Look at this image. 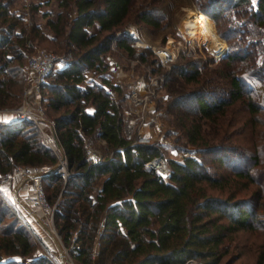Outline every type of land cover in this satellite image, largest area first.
<instances>
[{
  "label": "trees",
  "instance_id": "trees-1",
  "mask_svg": "<svg viewBox=\"0 0 264 264\" xmlns=\"http://www.w3.org/2000/svg\"><path fill=\"white\" fill-rule=\"evenodd\" d=\"M53 1L57 10H42L43 24L24 25L21 14L10 10L13 0H0V108L21 102L24 52L34 43L47 42L66 55L43 84L41 105L49 118L48 135L69 174L64 181L52 171L41 182L48 203H55V229L75 264L94 259L98 264H184L188 259L264 264V104L252 99L245 84L252 77L264 88V0H196L208 18L225 24L221 34L236 40L235 48L228 47L220 66L207 72L193 61L169 70L168 76L180 78L177 88H167L170 103L186 94L196 103L180 114L178 125L201 158L170 159L165 176L145 166L159 155L158 147L132 143L134 137L125 135L124 91L102 76L111 51L138 54L123 26L131 21L161 27L166 14L159 4L165 0ZM142 51L152 52L146 47L139 52L146 62ZM155 61L154 73L161 69ZM90 72L99 80H89ZM89 104L92 112L86 110ZM91 139L104 143L97 163L85 153ZM207 156L230 171L210 173ZM57 159L32 120H0V172L14 163L52 166ZM6 216L10 220L2 225ZM258 231L261 238L253 247L237 242L239 233ZM32 238L0 198V264H17L3 256L33 253ZM28 264L54 263L41 255Z\"/></svg>",
  "mask_w": 264,
  "mask_h": 264
},
{
  "label": "rangeland",
  "instance_id": "rangeland-1",
  "mask_svg": "<svg viewBox=\"0 0 264 264\" xmlns=\"http://www.w3.org/2000/svg\"><path fill=\"white\" fill-rule=\"evenodd\" d=\"M44 1L45 0H13L10 6V10L21 14L24 25H28L30 21L43 24L44 19L40 17L42 10H57L55 1L51 0V2L47 5L43 4ZM36 2H39L40 5L38 7V10L34 11L30 8V5L34 3L36 4ZM159 6V10L166 14V20L161 22V27L154 28L144 24H135L134 22L130 21L127 22L122 29V31L124 32L126 30L132 29L133 33L136 35L141 44H145H142V46H138L136 48V52L138 54L139 52H141L143 47L148 48L152 52V54H150L147 51H142L147 61H140L138 54H135L132 57L128 56L123 51L113 50L108 55L117 60L118 66L109 67L108 62L105 60L108 68L107 70L102 72V76L108 78L113 83L119 84L122 87L124 91L122 101L123 110L124 108H127L129 92L133 90L138 92L142 91L147 73L155 75L159 74L162 76V80H160L157 92L148 106L146 118L141 125L138 124L139 127H137V129L139 132L137 133L136 131H134L129 136H127L126 134L125 135L127 137H134L132 143L145 142L156 145L159 150V155L155 156H161L168 165V160H181L184 155H192L201 158L198 153V149L186 142L183 132L178 125V121L181 119L180 114L184 113L186 115L187 113H189L191 110H188V108H193L196 103L195 101H193L192 95L189 94L183 95L181 98L179 97V99L176 100L178 102L175 101L173 103L172 101L170 103L172 97L167 88L171 89L169 85H171L173 88H177L180 85V78H177L175 74H169L168 76L167 74L169 70L172 69L173 65L176 66L184 64L185 62L193 61L198 65L203 73L204 71L207 72L214 67L220 66V59L222 58L228 47L231 46V49L235 48L234 44L236 40H234L233 38L229 40L225 39V37L221 34L225 30V24L221 21L214 22L212 19L208 18V16L203 13L202 8L199 6L196 0H165L162 1ZM201 14L210 19L213 25L208 22L209 20L207 21L209 23L207 25V23L204 22L206 20L201 17ZM186 17L190 18V20L193 22L194 30L196 28L198 31H201L200 34L198 33L194 37H192L193 34H190V32L188 33L189 37L185 35L183 27ZM197 20H199V22ZM200 21L202 22V24ZM203 26H205L204 29ZM213 33L224 42V44L222 43L224 47L223 51L219 52V54L213 53L209 48V41L212 39ZM37 47H43L51 50L60 57L59 61L55 64V68L52 73L63 66V62L66 59V55L61 52L53 51V49L47 45V42L40 44L34 43L30 50H26L24 52V87L27 80V73L25 69L26 60L31 54H33L34 50ZM151 47H168L169 49H174L175 47H177L179 48V51L176 57L169 62V67L161 66L158 63L161 68L159 70L160 72L155 71L154 73L153 70L158 69L155 61V59H157L158 62V57L152 51ZM91 74L92 73L90 72L89 77L91 76ZM94 78L99 80V77ZM166 79L169 80L166 81ZM50 80L51 76H49L47 82H49ZM222 82L225 81L222 80ZM245 84L251 89L252 93L250 95L252 99L263 105V85L258 83L252 77L249 79H245ZM183 87L185 88V90H183L184 92H189V87ZM21 102L19 104H21ZM5 107H13V105ZM7 115L8 118L6 117V119L3 120L7 121L10 120V118L13 119L10 114ZM44 117L45 120L42 121L43 130L48 135L47 120H49V118H47L45 112ZM0 120H2L1 117ZM88 145L95 148L100 156L104 155L105 150L103 148V141L91 139L90 141H88ZM204 162L206 168L212 174L230 171V167L227 164H224L223 162L219 163L218 161H211V156L205 157ZM9 220V217L6 216L2 222V225L6 224ZM45 229V232L42 231V233L39 229H33L34 232H37V234H35V238H32V240L35 242V249L33 253L27 256H3L2 260L13 259L17 264H28L31 260L44 255L49 258L54 264H61L60 258L61 256H64L65 264H75L63 243L61 245L57 238L52 237L50 234H48L47 224L45 226ZM237 237V242H239L241 246L246 247L252 244L251 247H253L260 240L261 235L260 231L256 233L241 232L237 235ZM97 245L98 243L95 244V246ZM95 250L96 249H94L93 258H95L96 256ZM244 259H250V256L246 255ZM95 263L98 264V261L96 259L93 260L92 264ZM235 264H240V261L236 262Z\"/></svg>",
  "mask_w": 264,
  "mask_h": 264
},
{
  "label": "built area",
  "instance_id": "built-area-1",
  "mask_svg": "<svg viewBox=\"0 0 264 264\" xmlns=\"http://www.w3.org/2000/svg\"><path fill=\"white\" fill-rule=\"evenodd\" d=\"M125 32L135 39V46H142L132 29L126 30ZM151 49L157 55L158 63L164 67H169V62L176 57L179 51V48L177 47L174 49H169L168 47H151ZM59 58L60 57L51 50L37 47L33 54H31L26 60L25 69L27 80L23 89L21 104L13 107L1 108L0 113L10 114L14 119H30L36 124L45 142L52 148L58 158L56 162L58 163V166L54 172L60 175L65 181L69 174L66 168V161L63 157H60L57 154L52 140L43 130L42 121L45 120V117L44 109L41 105L42 86L47 82L50 74L55 68V64L59 61ZM160 80H162L161 75L147 73L142 91L138 92L133 90L129 92L127 108H124L123 110V130L127 136L131 135L134 131L137 133L139 132L137 127H139L146 118L148 106L157 92ZM45 137H47L48 140L45 139ZM48 142H50V144ZM85 153L92 163H97L100 160V155L97 150L89 145H86ZM145 166L155 169L162 175H165L168 172V165L161 156L151 157L145 162ZM50 167L51 166L32 167L29 165L14 163L9 170L0 172V198L11 209L22 224L25 225L34 238L37 232H34V228L27 222L28 220L26 217L35 216L37 213L41 214L38 219L39 223L43 224L44 227L47 224L48 234L57 238V231L53 223V210L55 208V203L52 205L48 203L41 182L42 172H46ZM17 178L23 183L28 184L30 188L29 194L25 198L20 197L17 201L18 204L26 203L27 212L25 214L20 211L17 206L18 204L9 202L2 192L3 186ZM184 264H201V262L196 259H188Z\"/></svg>",
  "mask_w": 264,
  "mask_h": 264
},
{
  "label": "crops",
  "instance_id": "crops-1",
  "mask_svg": "<svg viewBox=\"0 0 264 264\" xmlns=\"http://www.w3.org/2000/svg\"><path fill=\"white\" fill-rule=\"evenodd\" d=\"M105 60L108 62L109 67L110 66H118V62L116 59H114L112 56L107 55L105 57ZM62 67V66H61ZM91 78V76H90ZM89 76L88 79L90 80ZM92 78H94L92 76ZM86 110L88 112H92L93 110V106L91 104L87 105ZM1 119H6V117L8 118L7 114H0ZM12 117V116H11ZM10 118V117H9ZM11 119V118H10ZM2 192L3 195L5 196V198L11 202V203H17L18 199L21 198H25L29 192H30V188L28 184L23 183L22 181L19 180V178L13 180L12 182H10L9 184L3 186L2 188ZM20 209V211L22 213H26L27 212V205L26 203H20L17 205ZM41 216V214H35V216L32 217H26L27 218V222L30 223V225H32V227L34 229H39L42 233L45 232V227L43 226V224H40L38 219Z\"/></svg>",
  "mask_w": 264,
  "mask_h": 264
},
{
  "label": "bare ground",
  "instance_id": "bare-ground-1",
  "mask_svg": "<svg viewBox=\"0 0 264 264\" xmlns=\"http://www.w3.org/2000/svg\"><path fill=\"white\" fill-rule=\"evenodd\" d=\"M201 17H203V16H201ZM203 18H205V17H203ZM197 21L199 22V20H197ZM204 22H206L207 25L209 24L207 21H204ZM201 24H202V22H201ZM204 28H205V26H203V29ZM183 31L185 32V35H187L188 37H189V34L188 33H190V32H191L190 34H193L192 37H194L198 33L199 34L201 33V31H198L196 28L194 30L193 22L190 20V18H187V17L185 18V23H184ZM222 43L224 44L223 40H221L220 38H218L217 35H215L213 33V37L209 41V48L211 49V51L213 53L219 54V52H222L223 51V48H224ZM142 44H144V43H142Z\"/></svg>",
  "mask_w": 264,
  "mask_h": 264
},
{
  "label": "water",
  "instance_id": "water-1",
  "mask_svg": "<svg viewBox=\"0 0 264 264\" xmlns=\"http://www.w3.org/2000/svg\"><path fill=\"white\" fill-rule=\"evenodd\" d=\"M45 139H47V137H45ZM47 140H48V139H47ZM48 143L50 144V142H48ZM57 147L60 148V145H57ZM57 166H58V163L54 164V165L51 166L46 172H42L41 176H43V175H45V174H47V173H49V172L54 171V170L57 168ZM56 236H57V240H59V243L62 245V242L60 241V238H59V236H58L57 233H56ZM60 263H61V264H65V258H64V256H61V258H60Z\"/></svg>",
  "mask_w": 264,
  "mask_h": 264
}]
</instances>
